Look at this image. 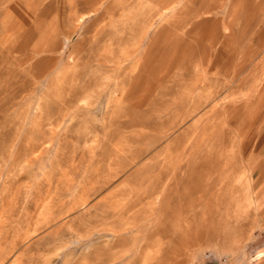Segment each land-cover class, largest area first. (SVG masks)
<instances>
[{"label": "rangeland", "instance_id": "1", "mask_svg": "<svg viewBox=\"0 0 264 264\" xmlns=\"http://www.w3.org/2000/svg\"><path fill=\"white\" fill-rule=\"evenodd\" d=\"M0 264H264V0H0Z\"/></svg>", "mask_w": 264, "mask_h": 264}, {"label": "bare ground", "instance_id": "2", "mask_svg": "<svg viewBox=\"0 0 264 264\" xmlns=\"http://www.w3.org/2000/svg\"><path fill=\"white\" fill-rule=\"evenodd\" d=\"M63 5V4H62ZM65 5V4H64ZM161 8V7H160ZM173 8V7H172ZM174 9V8H173ZM197 14H198V11H197ZM184 20V19H183ZM263 255V253L262 252H259L257 255H256V257L257 258H261V256Z\"/></svg>", "mask_w": 264, "mask_h": 264}]
</instances>
